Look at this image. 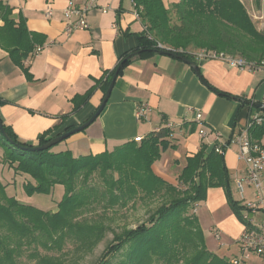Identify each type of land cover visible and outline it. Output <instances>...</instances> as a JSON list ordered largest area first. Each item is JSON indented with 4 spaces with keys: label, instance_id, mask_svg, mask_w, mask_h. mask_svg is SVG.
<instances>
[{
    "label": "trees",
    "instance_id": "trees-1",
    "mask_svg": "<svg viewBox=\"0 0 264 264\" xmlns=\"http://www.w3.org/2000/svg\"><path fill=\"white\" fill-rule=\"evenodd\" d=\"M261 1L264 4V0H254L258 7ZM134 3L145 29L138 34V46L124 53L115 68L104 71L96 81L103 93L117 66L121 63L118 75L131 60L132 56L126 59L131 52L139 51L136 56H146L165 51L193 60L189 51L205 48L250 60L264 58V32L256 30L240 0H178L170 7L163 0H134ZM0 21V46L8 51L14 63L21 65V59L40 43L39 35L29 31L22 18L15 20L12 7L2 0ZM261 40L262 47H256V41ZM158 43L175 52L159 47ZM93 89L74 98L73 110L86 102ZM3 127L18 145L6 141L0 132L1 162L30 177L24 183L25 191L49 192L60 184L64 196L56 211H43L8 195L0 181V264H78L107 231L112 233L111 239L88 264H230L229 258L208 250L199 221L189 212L204 200L208 188L221 187L228 206L242 220L244 206L232 197L224 156L214 147L207 150V145L201 143L195 153L185 158L176 174V183H171L152 168L161 149L175 146L170 143L168 127L149 133L140 142L127 141L110 152L77 157L69 150L32 151L20 147L49 141L52 138L49 131L40 134L37 144H33L20 140L9 126ZM249 134L257 142L264 136V122L250 127ZM154 198H160L161 203L149 210L144 220L119 230L83 215L97 206L104 214L107 210L135 209L138 202ZM66 242L72 245L76 257L69 259L64 252L59 255L42 252H61ZM22 257L27 259L26 263Z\"/></svg>",
    "mask_w": 264,
    "mask_h": 264
},
{
    "label": "crops",
    "instance_id": "crops-1",
    "mask_svg": "<svg viewBox=\"0 0 264 264\" xmlns=\"http://www.w3.org/2000/svg\"><path fill=\"white\" fill-rule=\"evenodd\" d=\"M2 1L12 7L15 20L22 18L27 29L39 35L40 43L36 45H42V50L30 54L32 49L17 65L0 46V117L20 140L37 144L40 134L49 131L53 137L69 126L80 125L94 113L105 93L96 81L104 71L115 68L124 53L138 46V34L145 26L134 0ZM70 1L91 6L86 15L88 28L67 34L63 9ZM102 8L107 10L103 12ZM48 9L50 15H46ZM192 61L199 75L188 63L166 53L132 56L116 76L99 115L86 128L66 138L60 151L69 150L75 157L110 152L135 136L145 137L168 127L170 143L175 145L171 149L173 164L179 171L185 158L201 143L207 145V150L224 144L254 115L263 112L235 97L261 102L264 70L239 69L218 59ZM92 88L86 102L73 110L74 98ZM142 107L144 114L138 118L136 113ZM196 114L200 115V123L195 121ZM200 129L206 130V136L199 135ZM257 143L264 145V136ZM237 152V145L230 143L222 153L235 185L246 172ZM152 168L157 175L176 183L177 173L163 174L154 164ZM244 185L242 193L237 189L239 197L235 198L242 205L254 199L252 186ZM199 204L212 217L209 231L213 234L218 230L226 241L231 251L228 258L236 255L243 224L230 211L224 190L208 188ZM217 245L225 247L223 242ZM258 261L251 260L254 264Z\"/></svg>",
    "mask_w": 264,
    "mask_h": 264
},
{
    "label": "built area",
    "instance_id": "built-area-1",
    "mask_svg": "<svg viewBox=\"0 0 264 264\" xmlns=\"http://www.w3.org/2000/svg\"><path fill=\"white\" fill-rule=\"evenodd\" d=\"M90 4L79 6L70 1L63 9L64 31L69 34L76 30L88 28L86 20L87 11ZM107 8H102L105 12ZM52 11L48 9L46 15ZM145 29V28H144ZM151 38L150 34H147ZM158 46L168 51L175 52V49L166 47L158 43ZM42 50V45H36L30 54H36ZM190 54L197 60L218 59L225 62L231 67L239 69H248L254 71L257 69L264 70V60L255 61L242 56L233 55L224 51L213 49H195L190 50ZM264 104V97L261 101ZM145 108L142 107L137 111V117L144 114ZM195 121L200 123V115L196 114ZM264 122V111L261 114L254 115L244 129L240 130L229 141L224 144H216L214 149L217 153L222 154L224 147L234 143L238 147V159L243 161L246 166L245 176L236 180V187L242 193L243 183H247L253 188V200L243 203L244 210L241 214L243 230L237 238L238 253L229 257L230 264H248L252 259H258L264 262V183L262 173L264 169V145L252 140L249 134V128L253 125ZM205 129L199 130L201 137L206 136ZM217 135V134H216ZM143 136H135L133 141L140 142ZM218 139V135L216 137ZM214 238L219 245H222L221 236L218 230L213 231Z\"/></svg>",
    "mask_w": 264,
    "mask_h": 264
},
{
    "label": "rangeland",
    "instance_id": "rangeland-1",
    "mask_svg": "<svg viewBox=\"0 0 264 264\" xmlns=\"http://www.w3.org/2000/svg\"><path fill=\"white\" fill-rule=\"evenodd\" d=\"M177 1L178 0H164V3L166 6H168V5H172L174 2H177ZM240 1L243 4L246 12L250 16L256 30L258 32H264V4H263V1H261V4L259 7L254 2V0H240ZM263 41L262 40L260 42L256 41L258 42L256 47H262ZM191 50H195V49H191ZM254 60H264V58H255ZM64 141L65 139L53 145L52 147H50V150L53 152H58L62 150L64 148V145H63ZM171 149L172 147L161 149L159 157L154 161L153 164L155 166H158L159 170L162 171L163 174H168L172 176L173 173L175 174L178 172L176 171L178 169L173 164L175 157L173 154L174 152ZM1 151L3 152V150ZM0 156L2 155L0 154ZM1 160L2 158L0 157V164L3 166L2 167L0 165V181L5 185V191L8 195H14L20 202L24 204L32 205L43 211H48V212L56 211L58 202L64 196V188L62 185L55 184L49 192H33L29 194L24 189V183L30 180V177L27 174L14 172V170L11 167L1 162ZM229 189L234 199L236 197H239V195L237 194V187L234 184V182H232V179H230V177H229ZM160 203H161L160 198H154V199L149 200L146 203L138 202L137 207L135 209L134 208L120 209V210H116V212L107 210L106 212L107 214H104L103 213L104 211L102 210V208L100 206H97L95 210L91 212H86L83 215H85L84 217H91V219L95 218V219L101 220L104 223L109 224L113 229L119 230L123 226L131 227L137 224L139 221L144 220L148 211L151 209H154ZM202 205L203 204H199L195 206V211L193 212V209H191L189 212L194 213L199 221L200 227L203 232L206 247L208 248V250L218 254L219 256L228 258L231 251L229 249L227 250V247H226L227 243L226 241L223 240L222 237L221 239H222V242L225 244V247H219L217 245L214 235L209 231V228L212 226V223H211L212 217L203 210ZM230 211L232 210L230 209ZM101 213L104 215H102ZM98 214H101V216ZM111 237H112V233L110 231H107L103 240L94 248L92 252L80 258L78 260V264H88L94 261L95 258L100 254L101 250L103 249L107 241L111 239ZM71 247L72 245L69 242H66L61 252L56 251V250H51V251L42 250V252L52 254V255H59L60 253L64 252V253H68L66 257L70 259V257H76L74 253H72ZM22 260L24 263H26L27 261L25 257H22ZM248 264H254V263L250 261ZM255 264H264V262L259 260Z\"/></svg>",
    "mask_w": 264,
    "mask_h": 264
},
{
    "label": "water",
    "instance_id": "water-1",
    "mask_svg": "<svg viewBox=\"0 0 264 264\" xmlns=\"http://www.w3.org/2000/svg\"><path fill=\"white\" fill-rule=\"evenodd\" d=\"M139 51H136V52H131L127 57H131L133 55H135L136 53H138ZM160 53H165V51H159ZM167 54V53H166ZM171 56L173 57H177L183 61H185L186 63H188L195 71L196 73L199 75V72L197 70V65L195 62H193L192 60L186 58V57H183L181 55H178V54H172ZM121 67V63L117 66L115 72L113 73L112 75V78L108 84V87L103 95V98L99 104V106L97 107V109L94 111V113L86 120L84 121L83 123H81L80 125L78 126H75L73 127L72 129L68 130V131H65L59 135H56L54 137H52L49 141L41 144V145H34V146H20L22 149L24 150H45V149H48L50 147H52L53 145L59 143L60 141L68 138L70 135L76 133V132H79L81 130H83L84 128H86L91 122L94 121V119L99 115V113L102 111L108 97H109V94L111 92V89L113 87V84H114V81H115V78L117 76V73H118V70L119 68ZM237 99H240L242 100L243 102L247 103V104H250L252 106H255L259 109H261L262 111H264V104L262 102H259V101H252V100H248V99H242V98H238V97H235ZM0 132L1 134L3 135V137L5 138L6 141H8L9 143L11 144H14V145H18L17 143H15L9 136L8 134L6 133L4 127H3V122H2V119L0 117Z\"/></svg>",
    "mask_w": 264,
    "mask_h": 264
}]
</instances>
